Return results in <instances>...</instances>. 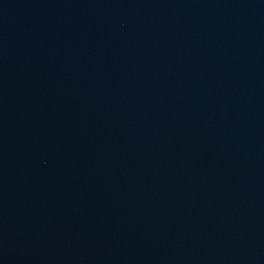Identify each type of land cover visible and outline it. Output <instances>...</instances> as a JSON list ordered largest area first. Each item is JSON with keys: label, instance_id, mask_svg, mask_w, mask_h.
Masks as SVG:
<instances>
[{"label": "water", "instance_id": "obj_1", "mask_svg": "<svg viewBox=\"0 0 264 264\" xmlns=\"http://www.w3.org/2000/svg\"><path fill=\"white\" fill-rule=\"evenodd\" d=\"M0 264H264V0H0Z\"/></svg>", "mask_w": 264, "mask_h": 264}]
</instances>
